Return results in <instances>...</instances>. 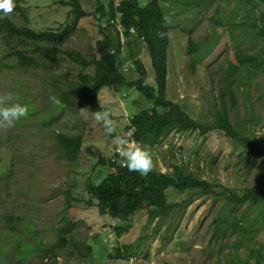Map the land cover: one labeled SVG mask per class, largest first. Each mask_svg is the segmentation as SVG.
<instances>
[{
    "label": "rangeland",
    "instance_id": "rangeland-1",
    "mask_svg": "<svg viewBox=\"0 0 264 264\" xmlns=\"http://www.w3.org/2000/svg\"><path fill=\"white\" fill-rule=\"evenodd\" d=\"M22 1L30 21L28 26L36 30L58 29L72 17L70 7L58 6L57 0ZM99 1L105 5L109 2L80 0V3L86 12L93 13ZM148 2L140 0L141 5ZM162 6L167 21L174 26L169 33L167 98L185 107L194 119L211 121L216 113L222 112L219 82L226 75L228 64L233 63L234 53L261 54L264 36L252 25L255 15L242 2L169 0ZM258 10H263L264 15V4ZM101 20L104 22L106 18ZM101 36L98 23L91 15L81 20L76 32L60 47L91 56ZM189 37L198 46L197 53L192 56L186 53L190 47ZM7 50L8 46L0 39V94L11 92L18 95L16 92L23 89L19 102H23L27 94L39 115L21 119L23 124L16 129L0 132V235L7 237L0 242L6 240L5 244H9V255L0 264H17L14 249L23 246L22 239H31L23 237L20 222L28 221L41 237L43 245H47L55 241L54 233L60 228L58 223L64 216L73 225L71 237L74 241L69 239L68 245L58 250L55 256L42 257L38 253H30L25 257L24 264H225L224 256L232 250L233 244L237 243L239 247L244 241L248 246L246 249L239 247L241 257L254 261L251 249H257L261 251L264 262L261 205H247L234 210L233 217L243 218L242 222L238 220L241 229L236 233L228 231L219 239L213 237V219L217 212H222L223 207L227 206L223 200L212 203L196 199L177 226L168 228L164 225L159 232L156 223H149L143 212L125 222L100 216L98 208L94 206L96 201L90 199L86 190L88 179L107 172L98 162L99 155L109 158L118 153L117 134L132 139L131 131L126 130L134 112L130 105L132 101L144 104L143 96L132 88L123 89L120 94L105 89L99 94L98 103L103 111H109L112 118L119 122L117 133L111 136L105 135L103 126L91 114L81 111L66 113L53 127L68 134L82 135L84 143L77 162L66 165V161L60 160L54 152L52 133L39 127L38 117H44L49 112L51 95L48 93L57 87L62 88L66 82L75 81L81 66L64 55L50 72H24L14 67L13 61L4 58ZM140 51L139 58L148 74L146 82L155 86L148 49L142 45ZM38 52L46 53L43 59L51 57L46 47H40ZM120 61L124 67L130 65L127 47L120 55ZM236 74L237 84L233 90L238 100V120L247 129H252L253 137L264 139V71L252 67L247 71L242 67ZM54 80L60 82L51 85ZM225 106L235 125L236 117L229 103V95L225 97ZM7 135L10 138L3 144ZM136 142L141 144L140 141ZM146 149L152 154L154 169L165 172L172 171V165L184 166L196 177L215 180L236 189L255 183L263 160L260 158L256 163L251 162L246 154L242 155L241 146L230 143L218 131L206 136L196 131L187 134L173 132L162 143ZM121 161L120 157L117 162ZM67 195L80 200L69 210L65 209ZM180 196L171 190L169 200L177 201ZM226 209H230L229 206ZM9 221L15 224L9 227ZM229 221L236 222L232 218ZM118 226L125 229L121 236L115 231ZM18 241L20 243L16 244ZM136 241L139 248L133 257L125 260L118 256V246ZM88 247L92 249L90 254L87 253Z\"/></svg>",
    "mask_w": 264,
    "mask_h": 264
},
{
    "label": "trees",
    "instance_id": "trees-1",
    "mask_svg": "<svg viewBox=\"0 0 264 264\" xmlns=\"http://www.w3.org/2000/svg\"><path fill=\"white\" fill-rule=\"evenodd\" d=\"M169 0H149L146 5H141L140 0H120L118 6H115L114 0H109L108 4L99 1V5L93 13H86L83 10L80 0H61L59 5L62 7H70L72 18L66 24V27L60 28V31H35L27 27H16L9 20L0 21V32H5L10 39L9 44H31L50 45L66 43L70 37L76 32L80 21L94 15V20L100 28L101 39L95 44V51L91 56H84L80 52L72 49H54L49 53L51 57L39 59L31 57L29 46L23 50L17 59V66L23 70H49L54 66L60 56H67L72 63L79 64L80 71L75 81L66 82L63 87H57L53 92H49L51 96H57L63 102L65 107L58 108L50 102L49 112L44 117H38L39 126L42 130L49 129L54 140L53 149L60 160H65L66 165H73L79 159L83 148L82 135H72L55 129L54 124L66 113L75 114L81 109H88L87 113L103 111L98 103L99 94L107 89L120 94L123 89L137 90L145 101H132L131 107L134 110L129 118L126 130L132 131V138L140 141L145 148H153L155 144L162 143L170 134L177 132L179 134H187L198 132L202 136H206L213 131L220 132L226 137L230 143L243 148V154L253 163L263 158L259 175L253 185H247L241 189L230 188L219 184L217 181H208L200 177H196L194 173L189 172L184 166L172 165V171L161 172L157 168L153 169L147 176L141 175L139 172H130L121 162L118 153H114L111 157H105L100 154L98 162L100 166L106 170V173H99L95 177L89 178L86 185L87 193L90 199L96 201L94 206L98 208L100 216H108L112 219L121 220L123 222L131 220L137 213L143 212L147 216L149 223H156L157 232L162 226H177L179 221L186 215V211L191 207L196 199H202L204 202L211 201L216 203L223 200L230 209L223 207L222 212H217L213 219V237L219 239L230 231L236 233L241 229L239 221L243 218L233 217L234 210L244 208L247 205H261L262 220L264 224V139L253 137L252 129H247L238 120V100L233 87L237 84V72L242 67L248 71L249 67L255 70L264 71V50L259 55L243 54L236 51L234 53L233 63L230 62L225 69V76L221 77L219 82L221 91L219 99L222 106V112L216 113L213 120L202 122L191 117L185 107L178 103H173L167 98V80L169 73V49L170 35L174 30L164 15L163 3ZM232 2H242L248 5L247 9L255 15L252 25L259 30V34L264 36L263 10H258L259 6L264 4V0H231ZM22 0H15L16 10L24 14ZM224 2V0H222ZM108 6V8H107ZM15 10V11H16ZM259 11L255 14L256 11ZM99 14V17L95 16ZM120 15V21L126 29L124 35L125 43L122 44L119 32L113 25L106 28L100 26L101 19H116ZM220 22V21H219ZM224 26V23H222ZM227 24L230 25L229 22ZM130 28L136 30L137 36H131L128 32ZM166 35L161 38V34ZM190 34V33H189ZM189 48L186 49L188 55L197 53V44L189 37ZM123 45H126L129 51V59L133 64L128 73L122 70L120 61V53ZM145 45L148 49L151 66L154 71L155 86L146 82L147 70L139 58L140 47ZM64 50V51H63ZM40 53V52H38ZM46 53H43V57ZM50 61L51 63H47ZM193 63V62H192ZM91 71V72H90ZM136 75V76H135ZM79 78V82L76 83ZM22 94L15 95L18 101ZM229 95V103L236 117L235 125L231 122L228 110L225 106V97ZM29 107V116L35 117L39 113L35 112L33 101L26 94L25 100L20 102ZM37 119V118H36ZM34 120V122L36 121ZM23 123L17 122L12 129L18 128ZM53 127V128H52ZM7 137L2 141L4 144ZM244 158V157H243ZM173 190L179 193L180 199L177 201L169 200V193ZM68 196V195H67ZM75 202L80 200L72 199L69 196L66 199L65 209L69 210ZM91 203V202H90ZM236 222H230V219ZM30 220V219H29ZM14 221H9L7 225L12 227ZM23 237V246L16 247L13 252L18 258H14L17 264H24L25 257L30 253H38L39 256H55L58 250L68 245L71 237L73 225L64 216L59 221L60 228L54 234L55 241L47 245H43L41 237L27 222H20ZM7 229V227H6ZM124 228L118 226L115 231L118 236L124 233ZM9 231V230H8ZM156 232V231H155ZM7 237L0 235V240ZM249 240V239H248ZM250 240H253L251 238ZM6 240L0 242V262L4 257L9 255L7 248L9 244H5ZM20 242H16L19 244ZM234 247L224 256L225 264H264L262 261L261 251L251 249L255 260L250 258H242L241 248L246 249L248 244L246 241L233 244ZM12 246V245H10ZM6 247V252L3 248ZM139 248L138 241L118 246L116 248L118 256L125 260H129L134 256L135 251ZM87 253H92L91 247L87 248ZM2 261V262H3ZM221 264V263H219Z\"/></svg>",
    "mask_w": 264,
    "mask_h": 264
},
{
    "label": "clouds",
    "instance_id": "clouds-1",
    "mask_svg": "<svg viewBox=\"0 0 264 264\" xmlns=\"http://www.w3.org/2000/svg\"><path fill=\"white\" fill-rule=\"evenodd\" d=\"M59 1L57 0L56 4L60 7ZM115 6H118L120 3V0H114ZM23 4V2H22ZM24 9V14L21 12H18L16 8L15 0H0V21L2 20H9L12 22L16 27H25L27 29L30 21L28 19V16L25 12V7L22 5ZM67 8V7H64ZM108 8V6H107ZM16 10V11H15ZM12 14L11 17H7L8 15ZM88 17V16H87ZM81 22V21H80ZM109 25H113L116 30L119 32L120 39L122 44L125 43L124 39V33L126 29L122 25L120 21V15L118 14L116 19L113 20H105L104 22L100 23V26L102 28H106ZM63 24L59 27L62 28ZM51 28L50 31H60V28ZM129 34L131 36H137L136 30L134 28H130L128 30ZM165 34H161V38H163ZM72 37V36H71ZM70 37V38H71ZM0 39L8 46L7 52L4 54V58H7L14 62V67L19 68L17 66V59L18 55L29 46V55L31 57L43 58V53H38L35 50V45L31 44H20V45H13L9 44L8 41L10 40L5 32H0ZM67 43V42H66ZM126 45H123L122 51L120 55L122 54L124 48ZM64 51V50H63ZM170 52V49H169ZM63 56H60L61 58ZM58 58V59H59ZM170 62V59H169ZM57 64L54 63V66ZM53 66V67H54ZM52 67V68H53ZM130 68H133V64L130 62V65L128 67L122 66L123 72L126 74L130 71ZM21 69V68H20ZM24 72H30L34 70H23ZM51 69L45 70L41 69L39 71H45L50 72ZM60 82L59 80H54L50 84H55ZM79 82V78L77 79L76 83ZM16 94H23V89L21 91H17ZM50 101L52 104L58 108H63L65 105L63 102L59 99L57 96H51ZM88 109H81V112H85ZM29 115V107L26 104H21L18 101V97H16L13 93H5L0 94V132H7L10 129L14 128L16 126V123L19 122L21 119H26ZM92 116L95 121L100 123L105 131V135H113L114 133H117L119 128V122L112 118V115L109 111H95L92 112ZM131 137H132V131H131ZM115 140L118 144L117 152L118 155L122 158V163L125 167L128 168L130 172H139L143 176H147L151 171H153L155 164L153 162V157L151 152L146 149L144 146L136 142L133 138L131 140L127 139L124 136H121L117 134L115 136Z\"/></svg>",
    "mask_w": 264,
    "mask_h": 264
},
{
    "label": "bare ground",
    "instance_id": "bare-ground-1",
    "mask_svg": "<svg viewBox=\"0 0 264 264\" xmlns=\"http://www.w3.org/2000/svg\"><path fill=\"white\" fill-rule=\"evenodd\" d=\"M82 5V4H81ZM82 8H83V10L85 11V9H84V7H83V5H82ZM70 11H71V8H70ZM86 13H88V12H86ZM70 14L73 16V13H71L70 12ZM96 17L98 18L99 17V14L98 15H96ZM72 18V17H71ZM70 18V19H71ZM69 19V20H70ZM69 22V21H68ZM101 23H102V21H101ZM28 27H30V26H28ZM64 28L66 27V25L65 26H63ZM62 27V28H63ZM30 28H32V27H30ZM32 29H34V28H32ZM35 31H50L51 29H47V28H45V29H42V30H36V29H34ZM64 43H62V44H50V45H36V47H37V49H39L40 47H46V51H47V53H48V55H49V53L50 52H52L54 49H58V47H60V45H63ZM61 48V47H60ZM63 49V48H62ZM51 56V55H50ZM55 61H56V58H55ZM135 141H137V140H135Z\"/></svg>",
    "mask_w": 264,
    "mask_h": 264
}]
</instances>
